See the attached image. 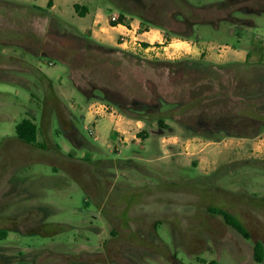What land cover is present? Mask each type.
<instances>
[{"label": "rangeland", "instance_id": "1", "mask_svg": "<svg viewBox=\"0 0 264 264\" xmlns=\"http://www.w3.org/2000/svg\"><path fill=\"white\" fill-rule=\"evenodd\" d=\"M79 1L91 14L161 29L175 46L211 42L241 57L110 50L73 27L59 32L47 0H0V264H255L254 244L264 245V154L252 156L250 141L264 135V0ZM57 2L72 9L71 0ZM91 14L64 25L87 29ZM62 88L67 120L42 108ZM87 98L146 114L147 126L165 133L217 138L207 149L228 134L249 140L200 167L191 155L169 175L137 146L114 152L95 140L72 106L85 108ZM23 118L36 123L43 147L16 136ZM74 129L81 146L69 138ZM209 207L233 214L249 238Z\"/></svg>", "mask_w": 264, "mask_h": 264}, {"label": "crops", "instance_id": "2", "mask_svg": "<svg viewBox=\"0 0 264 264\" xmlns=\"http://www.w3.org/2000/svg\"><path fill=\"white\" fill-rule=\"evenodd\" d=\"M21 1H23L24 3L27 0ZM74 3L85 7L86 13L84 16H79L75 12L73 8ZM70 4L72 6V9L70 7L68 8L65 2L63 3L57 2V0H53L52 6L48 8L50 14H56L55 25L59 26L58 30L61 33H68V29H71L73 27V30L75 29L76 31L75 35H77L79 32L86 35L89 34L90 37L95 40V43L100 46L106 48L122 49V45L120 44V34L125 33L131 26L133 29H136L137 38L142 40L144 42L143 44L145 45L154 42L166 41V38H164L161 29L149 28L148 31H141V25L138 24L139 20H137L136 18L128 17L126 14H119L122 23L116 24L110 22L109 16H106L100 9L94 10V12L91 14L84 2H80L79 0H71ZM38 8L43 9L44 7L38 6ZM90 14L92 15V25L87 29H80L79 26L72 23H70L67 27L66 25L68 24V22H64V19L75 21L76 17H85ZM134 31L135 30H133V32ZM178 42L184 44V46L181 47H183L186 52L192 55L204 54V56L209 55L212 58L222 55L234 56L236 58L241 57V55H239L237 51L233 50L228 45H226L227 47L224 50L218 51V49L216 48L217 45L211 42H199L193 41L192 39L178 40ZM39 51L44 53L43 49H40ZM44 77L47 80L46 83H48L50 81L49 76L44 75ZM24 85L27 86V84ZM51 85L52 84H43V87L44 89H48V87H50ZM77 88L79 87L77 86ZM8 89L9 88H7V91ZM17 93L18 90H15V94ZM68 95L69 93L64 88H62L58 93H55L54 91H52V93L50 92L49 95H46V99H44L43 102L44 104L42 108L44 109V112H46L45 105L47 104L49 110H51L52 108L57 110L58 115L60 116L59 119L67 120L68 117L66 118V116L70 114L69 112L67 114L65 107H63L60 96L68 98ZM47 96L50 97L49 101ZM70 99L74 98L70 97ZM72 106L73 108H81V120L83 122L91 124L94 130L96 129V134L94 130H89V133L91 135H94L95 140H102L103 143H105L108 147L113 146L112 151L114 152L119 151L120 146H122V148L126 151H129L131 149V146L133 145L137 146V148L141 152H143L144 158L147 161L157 162L158 164H161L158 165L160 167H163L165 165V167H167L169 171L167 172L169 175L173 174L172 171L174 168H178L180 165L184 166L185 161L188 159V157H191V155L199 159L197 167H200L202 161L205 160L206 156L215 157L216 155L218 157H221L225 154H237L240 152V148H243V141L249 140L247 135L244 134H228L224 136L225 138L222 147L211 150L207 148L209 146L215 145V140H217V138L213 139L211 137H202L196 135V133H194V135L190 134L186 136L179 135L178 133H165L164 131H159L154 127H148L143 116H139L136 114H127L123 111H118L117 109L108 106L105 103H101L100 101L90 102L88 98L85 108H82L75 102L72 103ZM39 137V133L38 131H36L37 141L39 143H43L42 140L39 139ZM69 138L71 139V141L76 143L77 146H81L84 144L79 139L77 131L75 129L70 133ZM250 142V154L252 156L264 154V135L257 137L254 140L251 139ZM91 147L94 148V146ZM68 154L69 157H71L72 159L74 158L70 151H68ZM92 156V153L85 152L82 154V158H85L87 160L93 158ZM221 160L225 161L226 159ZM215 161L216 159L213 162ZM159 173L161 174L160 171Z\"/></svg>", "mask_w": 264, "mask_h": 264}, {"label": "trees", "instance_id": "3", "mask_svg": "<svg viewBox=\"0 0 264 264\" xmlns=\"http://www.w3.org/2000/svg\"><path fill=\"white\" fill-rule=\"evenodd\" d=\"M52 2L53 0H47L46 7L50 8L52 6ZM73 8L79 16H84L86 13L85 7L80 6L77 3L73 4ZM107 49L115 50L116 48H107ZM117 49L121 50L120 48H117ZM145 115L143 116L144 118H146ZM158 123H161V121H158ZM36 131H37V125L30 118H23L15 124V134L20 140L24 141L25 143L38 146L41 148L44 145L37 141ZM208 210L213 214L216 213V214L221 215L226 223L230 224L234 229H236L239 233H241L245 238H249L248 232L246 231L245 227L233 214L223 209L214 208V207H209ZM253 257L256 262L255 264L262 263L263 258H264V245L262 242L260 241L255 242L254 249H253Z\"/></svg>", "mask_w": 264, "mask_h": 264}, {"label": "built area", "instance_id": "4", "mask_svg": "<svg viewBox=\"0 0 264 264\" xmlns=\"http://www.w3.org/2000/svg\"><path fill=\"white\" fill-rule=\"evenodd\" d=\"M109 21L116 24L122 23L120 20V15L118 13L116 14L111 13L109 15ZM133 30L135 31L133 32ZM143 43L144 42L142 40L137 38L136 29H133L131 26L127 29L125 33L120 34V44L122 45V50L130 51L140 56H146V57L166 56L168 58H179L181 55L189 54L188 52L185 51V49H183V47L175 46V41L173 40L154 42V43H149L147 45ZM169 47H172L171 52L167 51ZM226 47H227L226 45L216 46L218 51H222Z\"/></svg>", "mask_w": 264, "mask_h": 264}]
</instances>
